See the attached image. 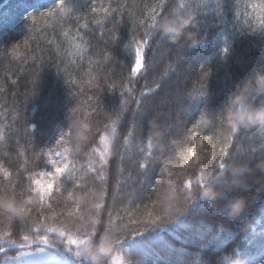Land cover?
Listing matches in <instances>:
<instances>
[{"label":"trees","instance_id":"1","mask_svg":"<svg viewBox=\"0 0 264 264\" xmlns=\"http://www.w3.org/2000/svg\"><path fill=\"white\" fill-rule=\"evenodd\" d=\"M159 2L95 0L98 9H119L113 13L118 21L113 30L111 23L95 22L104 14L91 13V0H66L71 10L51 20L37 15L35 22L28 21L27 15L49 10L55 0H0V191L9 181L16 192L26 190L29 175L35 179L43 170L48 145L71 130L67 147L79 156L75 166L78 174L85 176L84 187L75 197L92 200L89 189L99 196L100 180L88 171L89 163L99 168L98 153L89 155L84 144L76 149L73 126L87 120L92 133L115 122L116 139L109 150L106 175L109 193L120 182L125 199L117 202L116 209L127 223L129 212L125 209L138 218L143 214V209L129 207L133 189L147 202L150 185L161 176L166 163L170 178L178 183L184 178L195 180L201 169L215 176V163L227 147L230 158L222 177L227 182V197L245 198L247 214L228 225L232 235L224 244L204 249L187 246L183 254L173 255V261L234 264L246 256L260 257L264 252V168L258 165L264 161V132L241 129L233 135L227 112L234 95H245L255 106L264 104V0H227L224 17L215 14L211 0H168L161 17L181 3L196 9L192 13L197 26L189 31L196 34L197 43L191 47L185 39L173 44L154 30L144 50L146 70L132 77L133 37L139 41L145 36ZM222 30L220 43L213 44ZM225 40L229 47L226 56L222 52ZM166 121L182 127L180 134L172 129L165 132ZM129 131L133 136L128 137ZM149 138L154 145L153 162L144 176L139 167L144 162L140 148L147 150ZM98 139L99 133L90 135L87 144ZM190 150H195L197 157H191ZM197 160L199 166H195ZM241 167L244 171L235 175L233 169ZM8 172L11 175L6 177ZM226 202L220 201L221 206ZM56 203L58 211L74 210L73 199L63 190ZM31 215L35 217V213ZM190 219L203 220L209 226L218 223L211 209L197 210ZM71 222L65 215V223ZM114 223L121 225L118 219ZM10 225L17 230L22 227L19 221L0 215V236ZM165 239L179 247L171 237ZM119 258L124 264H145L142 253L117 246L113 259ZM0 264H8L3 254Z\"/></svg>","mask_w":264,"mask_h":264},{"label":"snow or ice","instance_id":"2","mask_svg":"<svg viewBox=\"0 0 264 264\" xmlns=\"http://www.w3.org/2000/svg\"><path fill=\"white\" fill-rule=\"evenodd\" d=\"M226 5L227 0H211L212 10L218 17L225 16ZM167 6L168 0H160L156 6L159 10L154 11L151 16V22L146 26L145 36L139 41L133 37L135 50L134 63L131 67L132 77L146 70L144 50L148 46V37L152 35L154 30H158L159 21L166 17H161V12ZM89 7L94 16L98 12L104 14L102 19L95 21L97 24L111 23L113 30L117 28L118 21L113 13H119V9L111 7L98 9L95 0H91ZM71 9L72 7L66 4V0H55L54 6L49 10L29 13L26 19L35 22L38 15L51 20L62 16ZM193 11H196V9L181 3L178 8L172 10L167 16L188 14ZM158 17H161V19L158 20ZM223 22L226 24V19ZM223 35L222 30L217 39L213 41V44L220 43V38ZM222 52L225 56L229 52L226 40ZM104 129L97 128L90 133L93 137L99 133L97 143L84 144V149L89 155L98 153L99 157V168L91 163H89L88 168V171L100 180L99 196H97L95 190L89 189L92 200L86 201L84 197H75V192L84 187L85 176L78 174V169L75 166V160L79 156H74L67 147L71 130L62 132L54 143L48 145L47 159L44 161L43 170L35 174L36 177H44L46 182L34 179L30 174V184L26 189L27 192L37 197V207L34 209L29 208V218L23 223L20 222L22 227L19 230L14 225H10L3 236H0V254L6 257L8 264H84L80 252L81 247L88 240L99 239L101 234L113 237L117 246L125 251L142 253L145 257V264H174L173 255L176 253L183 254L187 246L204 249L213 245L224 244L228 237L232 235L228 230V225L234 220L227 217L219 209L214 211L212 207L201 200L199 194L204 187L214 183L222 195L220 201H231L227 197V182L222 179L230 158L227 147L221 150L222 154L219 156L218 162L215 163V167L218 169L215 176L211 172L205 173L201 169L195 180L184 178L178 183L170 178L172 173L166 163L161 176L155 178L154 183L150 185V193L146 197L147 202H145V199H139V192L135 188L133 189L132 195L128 198L129 207L137 211L143 209V214L138 218L129 209H125L129 212V219L127 223H123L124 217L117 211L116 204L118 201L125 199V194L121 192L119 181L109 193L108 176L106 175L110 161L109 150L113 147L116 139L115 122L105 124ZM231 130L234 135L236 131L232 128ZM131 136H133V132L129 131L128 137ZM128 137H125V145L129 143ZM52 145L57 147L54 149ZM61 147L63 151H60ZM75 147L77 150L81 148L78 141ZM153 147L151 138H149L147 150L140 148L144 162L140 163L139 167L143 170L142 175L144 176H147L153 162L151 151ZM190 155L191 157H197V152L190 150ZM186 161L189 164L192 163L188 158ZM199 163V160H197L195 166H199ZM120 171L123 170L120 169ZM165 174L168 178L165 177ZM5 175L6 177L10 176L11 173L8 172ZM233 183H236V181H233ZM9 185H11V181L4 187L2 192L10 193ZM11 186L12 192H16L15 186ZM140 186L142 188L143 184L141 183ZM165 186L179 187L181 192V199L169 205L173 209L172 211H164L157 204L158 194ZM62 190L67 193L69 199H73V211L65 213L57 210L58 204L56 201L62 195ZM24 194L25 190L18 192L20 198ZM208 209L216 214L218 223L209 226L203 220L190 219L197 210L204 211ZM32 213H35V217L31 215ZM105 214L107 219H105ZM246 214L247 211L244 215ZM65 215L72 218L71 224L65 223ZM5 217L8 221L12 220L7 216ZM115 219L121 221L119 227L114 223ZM261 235H264V229L261 230ZM166 236L171 237L179 247L169 243L165 239ZM233 251L234 253L239 252L238 249ZM38 257H47V259L39 261L37 260ZM240 261H242V264H264V252L261 253L260 257L246 256ZM106 264H124V261L122 258L113 259L112 256ZM214 264H219V261L214 262Z\"/></svg>","mask_w":264,"mask_h":264},{"label":"clouds","instance_id":"3","mask_svg":"<svg viewBox=\"0 0 264 264\" xmlns=\"http://www.w3.org/2000/svg\"><path fill=\"white\" fill-rule=\"evenodd\" d=\"M196 16L194 13L166 16L159 21L158 31L163 37L167 38L170 43L178 44L187 39L191 42L190 46L194 47L197 43L196 34L189 31L196 28ZM229 111L227 119L234 131L241 129H256L264 132V104L255 106L251 104L248 98L243 95H234L229 99ZM75 139L79 145L87 143L92 125L87 120H79L74 124ZM186 160L187 156L182 155ZM258 167L264 168V161ZM244 168H235L233 172L239 175ZM200 198L203 202L213 208L221 210L227 217L232 220H238L247 211V201L243 197L232 199L221 206L219 201L222 195L214 183H210L200 191ZM181 199L179 187L172 188L165 186L158 194V207L164 211H172L169 206ZM37 207V197L25 190L22 198L18 192L5 193L0 191V214H3L12 220L23 223L29 218V208ZM117 247L113 237L101 234L97 240H88L80 249L81 257L84 264H106L107 260L113 256ZM234 264H242L237 260Z\"/></svg>","mask_w":264,"mask_h":264},{"label":"rangeland","instance_id":"4","mask_svg":"<svg viewBox=\"0 0 264 264\" xmlns=\"http://www.w3.org/2000/svg\"><path fill=\"white\" fill-rule=\"evenodd\" d=\"M160 115V114H159ZM159 115H158V113L157 114H154V116L158 119L159 118ZM161 115H162V113H161ZM151 118H153V117H151ZM158 121V120H157ZM160 121V120H159ZM167 122V121H166ZM167 124H168V126H167V128L166 129H164L165 130V132H167V131H169V129H172L171 131H174V132H176V133H179L180 134V132H181V130H182V127H178V125H171V124H169V122H167ZM157 126H158V124H157ZM161 131H162V129H160ZM163 132V131H162ZM35 179H40V180H42V181H45V178L44 177H35ZM46 182V181H45Z\"/></svg>","mask_w":264,"mask_h":264},{"label":"water","instance_id":"5","mask_svg":"<svg viewBox=\"0 0 264 264\" xmlns=\"http://www.w3.org/2000/svg\"><path fill=\"white\" fill-rule=\"evenodd\" d=\"M1 255V254H0Z\"/></svg>","mask_w":264,"mask_h":264}]
</instances>
